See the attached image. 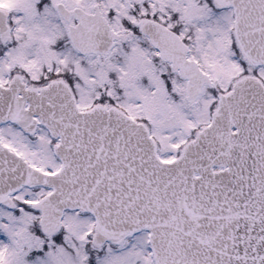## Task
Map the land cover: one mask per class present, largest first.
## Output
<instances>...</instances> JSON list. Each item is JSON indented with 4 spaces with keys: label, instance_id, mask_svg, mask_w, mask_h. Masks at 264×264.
I'll use <instances>...</instances> for the list:
<instances>
[{
    "label": "snow or ice",
    "instance_id": "obj_1",
    "mask_svg": "<svg viewBox=\"0 0 264 264\" xmlns=\"http://www.w3.org/2000/svg\"><path fill=\"white\" fill-rule=\"evenodd\" d=\"M0 264H264V0H0Z\"/></svg>",
    "mask_w": 264,
    "mask_h": 264
}]
</instances>
